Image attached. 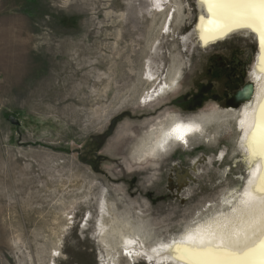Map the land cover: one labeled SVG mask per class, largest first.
<instances>
[{"label":"rangeland","instance_id":"rangeland-1","mask_svg":"<svg viewBox=\"0 0 264 264\" xmlns=\"http://www.w3.org/2000/svg\"><path fill=\"white\" fill-rule=\"evenodd\" d=\"M164 7L0 0V264H158L133 259L122 236L136 227L147 246L168 241L242 188L247 166L225 109L252 97L256 39L203 46L197 0ZM177 69V90L144 101ZM164 115L208 121L187 145L144 162L139 145ZM101 186L113 219L106 244L95 224Z\"/></svg>","mask_w":264,"mask_h":264},{"label":"bare ground","instance_id":"bare-ground-1","mask_svg":"<svg viewBox=\"0 0 264 264\" xmlns=\"http://www.w3.org/2000/svg\"><path fill=\"white\" fill-rule=\"evenodd\" d=\"M150 1L151 4H154L160 11L165 9L166 0ZM197 2L198 6L201 8L200 10H202L201 17L207 19L209 14L205 4H203L201 0H197ZM178 9L180 10V7ZM169 16H171L170 19H168ZM168 18L166 25H168L170 29L175 18V12L169 13ZM200 29L201 23L199 21L198 37L203 46L224 42L230 38V36L238 33H243L245 35L251 34L256 39L257 53L253 67L250 70V78L255 85L252 97L242 104L239 109H225L227 114L235 118V129L239 132L238 145L243 152V161L247 166V177L245 178L242 188L236 192L237 195L231 196L230 198H228V196L227 198L224 197L221 202H219L218 206H222L220 210H216L212 213L210 212L211 214L208 215H199L196 218L193 217L194 219L187 225L184 232L168 241L147 246L143 243L142 238L138 236V229L133 227V232L123 235L119 241L123 251L128 252L133 259L135 254H139L158 262V264H186L184 260L177 259V254L174 251L176 245H187L190 248L213 247L243 255L247 250L257 247L261 240H264V194L256 191L259 172L264 170V162L259 159L252 162L248 150V136L255 126L256 112L259 108L260 101L264 100V74L258 70V64L260 62L259 38L251 29H242L226 35L223 38L205 43L201 39ZM147 68V75L149 78L156 81L158 72L154 65L150 63ZM180 76L181 70L177 69L168 81H165L159 86L158 90H154L152 93H148V95L144 96V101L154 99V97H157L160 93H172L177 90ZM215 115L217 116V114H211V118H216ZM157 120H159L158 126L153 128L154 130L146 135L141 145H139L140 159L144 162H154L156 158H159L161 149L167 151L175 142L181 144L179 140H185L184 144L187 145L192 135L194 137L203 134L207 123L206 121H208V119L206 121L195 119L185 120L178 116L174 117V115H169L168 118L164 115ZM242 120L244 121L243 124H241ZM178 125L183 133V139H177L179 133L174 131ZM157 160L155 162H157ZM193 167L195 171H198L197 164H193ZM182 178L183 177H181L180 182L182 186H184L185 182H182ZM108 195V189L101 186L97 201L98 212L96 215L97 217H95L97 218V223L95 224H97L98 237H100L101 242L105 244L108 243L110 231L108 221L113 220L108 218L112 213L108 203ZM232 198H235V200H231ZM224 205L226 207H223ZM213 206L212 203H207L205 205L208 209H211ZM57 253L60 252L56 250V254ZM110 254L109 252L107 255ZM108 260H110L108 264H117L116 256H111ZM53 264L55 263L53 262Z\"/></svg>","mask_w":264,"mask_h":264},{"label":"snow or ice","instance_id":"snow-or-ice-1","mask_svg":"<svg viewBox=\"0 0 264 264\" xmlns=\"http://www.w3.org/2000/svg\"><path fill=\"white\" fill-rule=\"evenodd\" d=\"M208 11V18L200 17L201 39L208 43L242 29H251L257 34L260 46L258 70L264 74V0H201ZM251 89V86H249ZM244 121H241L243 124ZM177 139H183L178 125ZM250 160L264 162V100L256 112V123L248 136ZM256 191L264 194V170L259 172ZM177 259L186 264H264V240L243 255L224 249L190 248L176 245Z\"/></svg>","mask_w":264,"mask_h":264},{"label":"trees","instance_id":"trees-1","mask_svg":"<svg viewBox=\"0 0 264 264\" xmlns=\"http://www.w3.org/2000/svg\"><path fill=\"white\" fill-rule=\"evenodd\" d=\"M184 99H185V97H179V98H177L175 101H174V103L175 104H180L182 101L184 102ZM113 124H114V122H113ZM113 127V126H112ZM111 127V128H112ZM98 139H93V144L92 143H90V144H92V145H95V143H96V141H97Z\"/></svg>","mask_w":264,"mask_h":264},{"label":"water","instance_id":"water-1","mask_svg":"<svg viewBox=\"0 0 264 264\" xmlns=\"http://www.w3.org/2000/svg\"><path fill=\"white\" fill-rule=\"evenodd\" d=\"M9 120H10V122L12 124H15V125H19L20 124V121L18 119H16L15 117H13V116H10Z\"/></svg>","mask_w":264,"mask_h":264}]
</instances>
